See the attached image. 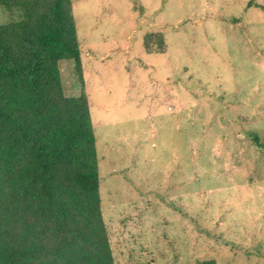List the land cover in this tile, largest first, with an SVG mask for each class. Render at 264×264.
Wrapping results in <instances>:
<instances>
[{
    "label": "rangeland",
    "instance_id": "rangeland-1",
    "mask_svg": "<svg viewBox=\"0 0 264 264\" xmlns=\"http://www.w3.org/2000/svg\"><path fill=\"white\" fill-rule=\"evenodd\" d=\"M72 2L116 264H264V0Z\"/></svg>",
    "mask_w": 264,
    "mask_h": 264
},
{
    "label": "trees",
    "instance_id": "trees-1",
    "mask_svg": "<svg viewBox=\"0 0 264 264\" xmlns=\"http://www.w3.org/2000/svg\"><path fill=\"white\" fill-rule=\"evenodd\" d=\"M0 5L19 11L0 22V264H116L73 2ZM63 59L78 95L65 92Z\"/></svg>",
    "mask_w": 264,
    "mask_h": 264
}]
</instances>
